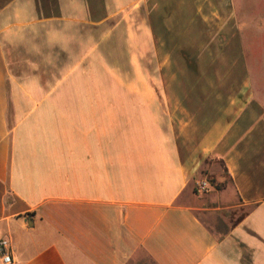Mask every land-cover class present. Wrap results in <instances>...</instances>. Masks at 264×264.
Here are the masks:
<instances>
[{
    "label": "crops",
    "instance_id": "0c3cea01",
    "mask_svg": "<svg viewBox=\"0 0 264 264\" xmlns=\"http://www.w3.org/2000/svg\"><path fill=\"white\" fill-rule=\"evenodd\" d=\"M41 1L0 0V236L16 263L264 264V0H193L191 63L162 27L180 1ZM112 19L129 22L128 52L164 54L177 91L105 80L94 67H117L83 57L59 75L15 72L9 38L26 22H45L54 48L51 22ZM129 67L139 74L136 55ZM210 159L231 186L198 204ZM228 200L248 210L214 225Z\"/></svg>",
    "mask_w": 264,
    "mask_h": 264
},
{
    "label": "rangeland",
    "instance_id": "374dc122",
    "mask_svg": "<svg viewBox=\"0 0 264 264\" xmlns=\"http://www.w3.org/2000/svg\"><path fill=\"white\" fill-rule=\"evenodd\" d=\"M46 1L47 0L41 1V6L44 7V11L46 13H57V11L61 12V10H65V6L63 5H47L45 4ZM179 1L180 5H177L176 3L173 10H171L170 13H167V18H170L169 22L168 24L166 23V25L162 22V27L167 33L173 34V36L168 37L169 43H166V46L169 49L177 50V52L175 51L173 54L174 60H177L178 58L183 59L184 57L191 63L193 61V53L191 50L193 39L191 33L194 24L192 13L193 0H164V4L165 8H167L169 3H179ZM143 5H140L137 9V15L140 17L145 16L148 12L150 15V5L148 9L144 8ZM110 8H112V6ZM104 10L103 15H106L105 12L107 11V5H105ZM101 15L102 14H99V16ZM160 16V13L157 15L153 14L154 19H156V17L160 18ZM140 22H136L137 28L140 27ZM43 23L45 22H26L23 36L9 38V55L16 73H19L26 78L33 76L48 77V75H59L64 70L60 68L53 69L52 66L55 63H58V65L70 63L80 57H83L82 59L87 60L86 58H88L90 62H96L98 65L105 64L106 66L110 65L117 67H108L103 70L100 68L96 69V67H94V70H97L98 72L103 71V77L105 80L111 75H117L123 77L128 83V80H132L130 78L135 76L140 77L141 75L142 77H146L148 79V82L152 85L153 92L164 93L177 91L176 85H171V82H175L174 79H172V75L176 70H160L158 68L160 63H162L165 59L164 54L143 51L141 50L143 47L138 44L136 46L140 51L136 52V54L128 52L129 46H127L128 44L126 43V28L129 22L114 19L104 22H64L59 20L51 22L53 23L55 32L63 34H55L53 37V40L56 41L54 42V48L46 45L47 39L43 31L44 28H40L42 30L41 32L39 27H37ZM81 23L84 24L83 27H80ZM196 23L198 24V22H195V24ZM159 24L160 22H157L158 29L161 28V24L160 26ZM34 29L37 30L33 31ZM98 44L99 47L97 46ZM93 47H98L97 53L90 51ZM64 49L67 50L65 51ZM84 49H89L90 52L84 54L85 52H82ZM181 50L186 51L183 52ZM132 55H136L139 63L142 65L140 72L137 75L135 74L134 69L129 67V60ZM190 72H192L191 68ZM208 161L211 166L206 170V177L207 180L211 182L213 187L207 192L201 188V182L194 186V194L199 199L198 204L203 203L206 199L213 196L217 192L231 186L230 179L223 172V165L220 164L218 160L210 159ZM208 188L209 187L207 186V189ZM220 202L222 207L223 205H225V207H227V205L230 207L219 211L220 216L214 221V225H218L219 222H224V220H227L230 224L235 223L248 210L247 207L241 205L237 206V204L229 202V200L224 203L222 201ZM220 229L224 231L225 228L221 227ZM146 263L149 264L148 261Z\"/></svg>",
    "mask_w": 264,
    "mask_h": 264
},
{
    "label": "built area",
    "instance_id": "2783aa9c",
    "mask_svg": "<svg viewBox=\"0 0 264 264\" xmlns=\"http://www.w3.org/2000/svg\"><path fill=\"white\" fill-rule=\"evenodd\" d=\"M201 188L203 190L207 189V182H201ZM0 264H17L12 251L10 241L7 238L0 236Z\"/></svg>",
    "mask_w": 264,
    "mask_h": 264
}]
</instances>
